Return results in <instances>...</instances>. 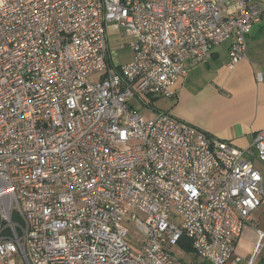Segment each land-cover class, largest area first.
Masks as SVG:
<instances>
[{
    "label": "built area",
    "instance_id": "obj_1",
    "mask_svg": "<svg viewBox=\"0 0 264 264\" xmlns=\"http://www.w3.org/2000/svg\"><path fill=\"white\" fill-rule=\"evenodd\" d=\"M262 19L259 0H0V264H200L172 252L182 236L239 264L264 196L249 150L130 99L172 98L223 43L233 67ZM108 28L132 37L128 60ZM251 152L264 164V128ZM262 249L258 230L245 264Z\"/></svg>",
    "mask_w": 264,
    "mask_h": 264
},
{
    "label": "crops",
    "instance_id": "obj_2",
    "mask_svg": "<svg viewBox=\"0 0 264 264\" xmlns=\"http://www.w3.org/2000/svg\"><path fill=\"white\" fill-rule=\"evenodd\" d=\"M254 26L261 35L259 49L247 50L246 57L230 67L228 43L223 44V55L219 52L222 44L215 47L205 62L188 64L186 76L175 86V95L155 108L157 113H168L207 135L248 149L253 165L260 169L251 150L254 134L264 128V19ZM260 167L264 171V165ZM262 187L264 190V177ZM258 230L264 232V196L235 242L244 264L254 250ZM257 257L264 263V249Z\"/></svg>",
    "mask_w": 264,
    "mask_h": 264
},
{
    "label": "rangeland",
    "instance_id": "obj_3",
    "mask_svg": "<svg viewBox=\"0 0 264 264\" xmlns=\"http://www.w3.org/2000/svg\"><path fill=\"white\" fill-rule=\"evenodd\" d=\"M259 3L261 5H264V0H259ZM248 38H247V50L249 52L250 49H254L257 50L260 48V33L258 30V26H254L251 29L250 34H248ZM108 37H109V48H110V52L113 56V58H115V60H119L121 62L128 60L129 56H130V51L128 48V43L131 41L132 37L131 36H127L123 34V31L120 30H112L111 28H108ZM224 45L226 43H223ZM219 46V52L223 55L224 53V49L223 46L224 45ZM247 52V53H248ZM101 72H97L94 74H91L89 76V80L90 81H98L100 79L101 76ZM165 101V98H158L155 100L154 97H150L144 94H141L140 96L135 95L134 97H132L130 99V103L133 104V106L145 117V118H152L155 117L158 113L156 112V108L157 106H162L163 102ZM156 107V108H155ZM255 161L259 164V168L261 169L260 166H263L264 164L258 160L257 158H255ZM259 169V170H260ZM262 171V169L260 170V172ZM263 173V177H264V171H262ZM139 217H142L140 213H138ZM175 219L180 220L181 217L179 215L175 216ZM174 223H176V225H178L179 223L177 221H174ZM128 226V235H127V240L131 243V245L133 246L134 250H137V243L139 241H141L142 238V234L139 233L138 231H136L133 227L132 224L127 223ZM172 252H174L177 256H179L180 258H183L184 260H190L193 259L196 262L202 263L203 260L201 258L198 257H194L193 254L188 253V251H186L184 248H182L181 246L174 245L172 247ZM206 264V263H205ZM239 264H244L242 263V261ZM254 264H264L263 263V259H258V257L254 260Z\"/></svg>",
    "mask_w": 264,
    "mask_h": 264
},
{
    "label": "trees",
    "instance_id": "obj_4",
    "mask_svg": "<svg viewBox=\"0 0 264 264\" xmlns=\"http://www.w3.org/2000/svg\"><path fill=\"white\" fill-rule=\"evenodd\" d=\"M178 245L181 246L182 248H184L186 251H188V253H191V254L193 253L191 243L185 236H182V238L178 242ZM197 263H199V262H197ZM200 264H205V261H203Z\"/></svg>",
    "mask_w": 264,
    "mask_h": 264
}]
</instances>
